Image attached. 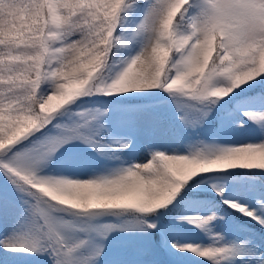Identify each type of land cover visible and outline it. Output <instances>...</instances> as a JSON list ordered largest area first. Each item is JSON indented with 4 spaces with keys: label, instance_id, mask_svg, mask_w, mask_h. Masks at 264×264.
I'll return each mask as SVG.
<instances>
[{
    "label": "snow or ice",
    "instance_id": "snow-or-ice-1",
    "mask_svg": "<svg viewBox=\"0 0 264 264\" xmlns=\"http://www.w3.org/2000/svg\"><path fill=\"white\" fill-rule=\"evenodd\" d=\"M140 93L197 135L133 150L85 107ZM164 103L124 110L156 134ZM241 117L249 136H222ZM231 170L253 173L250 200L224 192ZM261 172L264 0H0V264H264L256 237L213 231L220 205L264 229ZM209 184L218 202L189 199ZM185 224L205 242L178 239Z\"/></svg>",
    "mask_w": 264,
    "mask_h": 264
},
{
    "label": "trees",
    "instance_id": "trees-1",
    "mask_svg": "<svg viewBox=\"0 0 264 264\" xmlns=\"http://www.w3.org/2000/svg\"><path fill=\"white\" fill-rule=\"evenodd\" d=\"M167 97L161 93L160 95H148V94H128L126 97L122 98H114V97H103V96H93L91 97V101L94 103H85V107H95L100 108L102 111L107 113L105 117V126L111 125L113 129H118V132L115 133V136L119 137L123 134L119 131L120 128L123 127V122L127 119L132 118L137 119L133 113L129 111H125L124 109L130 108L132 106L138 104H160L161 101H164ZM87 101L89 98H84ZM169 106L167 103H164ZM129 105V106H128ZM160 108H157L156 111L160 115V119L162 120L161 130L156 134H151L150 132V140L153 141L158 138V135H168V134H175L179 135L176 131H174V115H171L170 109L167 111H160ZM130 120V119H129ZM164 121L169 123V127L165 130L162 128L164 127ZM240 124H243V128H233L229 126L223 133L222 136L235 139V140H242L246 139L249 134L253 125H250L243 117L239 120ZM215 126V116L211 117L209 121L206 123L205 127L199 130V134L203 137L207 135L209 129ZM164 132H167L165 134ZM187 138L195 137L197 133L195 131L188 130ZM147 134V135H148ZM149 136V135H148ZM181 136V135H180ZM144 139V138H143ZM138 141L141 140L138 138ZM141 143V142H140ZM144 143V140H143ZM126 157V154H125ZM222 177H226L227 179H222L219 181L223 189L231 187L232 189V198L236 199H251L252 193L250 189L253 187L252 180L250 177L253 175L251 172H245L243 170H231L228 173L221 174ZM257 178L260 180H264V172L257 173ZM211 183H215V181H211ZM201 185L200 188H194L193 193H200V195H191L189 199H215L217 202L219 200L218 197L215 196V193L211 191V187ZM217 215L223 217L215 222V227L213 228L214 232H220L222 235H226L227 238H231L232 236L238 235L240 237H244L246 235L254 236L258 239L262 246H264V233L260 230L259 226L254 224L253 222L247 220V218L240 216L238 213H233L231 209L225 208L223 205H220L216 209ZM190 215H203V211H197L196 209H191L189 211ZM173 223L179 224L180 221L176 220ZM174 235L185 242H205L201 240L203 236L202 233L194 232L193 228L189 225H183L178 227L174 233ZM106 251L112 247L111 243H105ZM103 258V257H102ZM42 264H47V258L43 257ZM179 264H205L204 261L198 260L195 257L185 254Z\"/></svg>",
    "mask_w": 264,
    "mask_h": 264
},
{
    "label": "rangeland",
    "instance_id": "rangeland-1",
    "mask_svg": "<svg viewBox=\"0 0 264 264\" xmlns=\"http://www.w3.org/2000/svg\"><path fill=\"white\" fill-rule=\"evenodd\" d=\"M165 103H167V98L164 100ZM169 106H167L166 104H163V105H160V111H167L170 109V113L171 115H174L175 117V112H174V109L171 107V105L169 103H167ZM134 115V114H133ZM155 115L157 117H159L160 115L157 113V111H155ZM160 118V117H159ZM130 119V120H129ZM125 120L123 122V127L119 129V131H121L123 134H126V135H131L135 141H137V138H139L141 141V143L139 144L140 146L141 145H145V144H152V145H158L161 147V150H164L168 147H171L172 145L170 144L169 142V136H171L172 134H168V135H158V138H156V140L153 139L150 140V134H148L150 131L145 129L144 127L141 126L139 120L135 119V118H132L130 116V118ZM175 120V124L174 125V131H176L179 135H181L182 137H184L185 139H187V131L184 130L180 125H179V122L176 120V117L174 118ZM169 127V123L166 121H164V127L162 128L163 130L167 129ZM113 132H114V129H113ZM115 132H118V129H115ZM165 133V132H164ZM149 136H148V135ZM144 138V139H143ZM143 140H144V143H143ZM139 145L137 144H132V149L135 150L137 147H139ZM79 148L82 150V151H85L87 152L89 158L92 160V161H95V162H99L97 157L91 153L89 150L87 149H84L83 146H79ZM126 154V157L129 155V153L126 151L125 152ZM118 236V234H113L112 236L109 237V240L106 241L105 243H111L113 242V240ZM108 247V246H106Z\"/></svg>",
    "mask_w": 264,
    "mask_h": 264
}]
</instances>
